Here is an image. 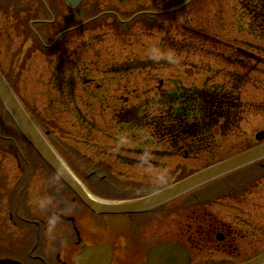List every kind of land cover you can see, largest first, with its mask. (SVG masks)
Segmentation results:
<instances>
[{"label":"rangeland","instance_id":"1","mask_svg":"<svg viewBox=\"0 0 264 264\" xmlns=\"http://www.w3.org/2000/svg\"><path fill=\"white\" fill-rule=\"evenodd\" d=\"M189 1L84 0L80 15L74 16L61 1H49L47 7L53 10L49 13L39 0H32L31 15L20 13L24 3H17V10L0 11L2 72L66 166L79 179L91 173L103 177L93 178L96 181L87 186L95 195H146L252 147L256 135L264 131V38L244 11L253 0ZM144 11L166 13L132 19ZM100 13H114L122 23L103 17L99 23L83 25ZM69 19L72 24L83 22L81 28L55 40L71 27ZM34 20L48 21L46 29L29 24ZM29 28L42 37L43 47ZM240 83L245 110L237 126L217 138L210 154L192 161L163 159L158 166L145 168L146 162L156 159L138 153L168 151L167 145L148 143L155 135L148 128L130 130L115 121L124 109L137 108L144 119L160 115L153 96L176 87L233 89ZM0 120L1 136L14 135L2 112ZM15 140L19 150L31 151L18 135ZM0 160L6 170L15 166L10 159ZM28 161L39 173L43 165L34 158ZM48 178L52 187L59 185L52 175ZM246 199L256 204L255 217L264 226V184L255 186ZM252 239L260 249L264 229ZM207 255L210 264L223 262L221 255Z\"/></svg>","mask_w":264,"mask_h":264},{"label":"flooded vegetation","instance_id":"2","mask_svg":"<svg viewBox=\"0 0 264 264\" xmlns=\"http://www.w3.org/2000/svg\"><path fill=\"white\" fill-rule=\"evenodd\" d=\"M31 1L0 0V11L24 3L20 13L31 15ZM39 3L48 10L44 0ZM29 24L46 27L39 20ZM3 147L0 158L15 166L9 172L0 165V264H145L150 248L162 244L182 248L189 264H210L207 254L221 255L220 264H240L264 251L252 239L264 226L255 217L256 204L246 199L255 189L250 180L240 177L117 220L94 216L75 199H65L63 186L52 187L44 167L38 173L23 155L11 153L10 144ZM65 212L73 220L59 217Z\"/></svg>","mask_w":264,"mask_h":264},{"label":"trees","instance_id":"3","mask_svg":"<svg viewBox=\"0 0 264 264\" xmlns=\"http://www.w3.org/2000/svg\"><path fill=\"white\" fill-rule=\"evenodd\" d=\"M251 27L264 38V0L249 1L245 6ZM162 113L144 119L137 108L117 112L115 121L130 130L150 129L155 133L150 144H165L168 151L182 159H194L216 147V134L224 137L237 126L241 105L238 92L222 87L186 89L153 96ZM156 138L157 141L153 140Z\"/></svg>","mask_w":264,"mask_h":264},{"label":"water","instance_id":"4","mask_svg":"<svg viewBox=\"0 0 264 264\" xmlns=\"http://www.w3.org/2000/svg\"><path fill=\"white\" fill-rule=\"evenodd\" d=\"M63 1L68 8L78 12V7L83 0ZM0 102L22 137L33 148L37 155L57 175L65 186L71 190L81 203L96 215H128L148 211L164 205L220 177L264 159L263 143L143 199L127 203H102L91 198L60 161L35 127L1 74ZM263 136V133L259 134L260 138ZM181 259H184V261ZM185 259L186 256L181 250L169 246H162L151 250L147 264H187ZM244 264H264V254Z\"/></svg>","mask_w":264,"mask_h":264}]
</instances>
